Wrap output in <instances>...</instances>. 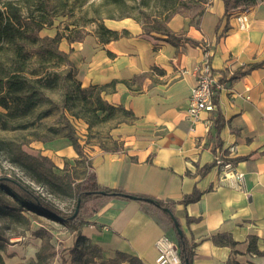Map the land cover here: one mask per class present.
<instances>
[{"label":"crops","instance_id":"0c3cea01","mask_svg":"<svg viewBox=\"0 0 264 264\" xmlns=\"http://www.w3.org/2000/svg\"><path fill=\"white\" fill-rule=\"evenodd\" d=\"M204 8L195 22L180 15L171 19L175 38L145 34L138 24L122 21L107 26L129 32L117 41L104 44L95 34L93 42L70 43L82 85L116 80L105 101L134 114L111 132L120 149L96 153L85 177L94 173L102 188L171 204L194 245L192 264H264V255L249 251L252 237L264 249V0L245 12L247 28L237 21L242 11L225 15L222 0H206ZM204 46L211 49L222 87L216 111L203 112L192 129L187 108ZM218 117L224 123L220 131ZM231 146L246 177L244 191L221 185L214 167L202 173L220 149ZM195 189L199 200L184 203ZM81 233L109 258L123 252L144 264H156L160 237L177 244L155 205L131 199L107 202L86 219Z\"/></svg>","mask_w":264,"mask_h":264},{"label":"trees","instance_id":"16d2710c","mask_svg":"<svg viewBox=\"0 0 264 264\" xmlns=\"http://www.w3.org/2000/svg\"><path fill=\"white\" fill-rule=\"evenodd\" d=\"M51 0H18L4 3L0 8V130L1 131H32L55 109L63 108L71 116L82 119L89 128L94 127L108 119L119 120V123L134 117L132 111L123 106H113L107 103L104 95L115 90L118 83L113 80L109 84L89 85L84 87L77 76L75 65L69 60L68 54L60 48L63 36L57 31L54 36H42L41 33L54 25V18L46 14L47 5ZM120 1V0H117ZM155 2L158 9L152 16V21L142 24L145 34H159L168 39L175 38L168 22L171 16L178 13L185 0H142L141 5L150 7ZM225 6V15L236 11L245 12L255 7L263 0H222ZM33 3H35L33 5ZM32 6H34L32 8ZM109 19H114L112 16ZM128 35V31L119 33L104 24L99 26L97 36L101 43L107 44L117 41ZM70 41V40H69ZM81 40L73 39L71 42ZM196 43V42H194ZM65 66V68H62ZM62 90V102H56L51 93ZM218 92L214 101L218 100ZM64 122L69 128L67 137L76 151H81L70 120L64 116ZM222 117L215 122L217 131L223 127ZM71 129V130H70ZM60 128L50 127L49 131L57 133ZM36 139V130L32 132ZM26 142H17L15 138L1 139L0 152L6 154V161L19 168L29 178L39 185L65 186L74 199L75 208L81 200L77 216L72 218L75 208L66 214L54 203L33 190L22 180L11 178L0 181V220L6 221L15 228L30 229L31 220L26 212H34L50 219H54L83 239L88 245L100 251V248L84 237L81 229L86 225V219L92 217L107 202L112 199H128L123 189L102 188L96 180L94 173H88L80 182L72 185L63 182L53 173L52 162L48 158L38 159L26 151L23 146ZM80 153V152H79ZM213 167V162L206 166L202 173ZM3 171V169H1ZM4 177V176H0ZM201 193L195 189L193 193L185 196L183 202L191 203L199 200ZM10 197L12 200H10ZM157 209L167 218L173 231L176 233L178 253L181 264L186 260L192 264L194 245L184 234L179 235L174 220L166 213L164 208H172L171 204L159 202ZM34 235H42L33 232ZM6 240L0 235V264H6L3 257ZM249 251L257 255H264V249L257 246V238H250ZM54 252L44 241L36 253L35 264H45L51 261ZM111 263L144 264L141 259L117 252L116 257L110 259ZM61 264H67L65 260Z\"/></svg>","mask_w":264,"mask_h":264},{"label":"rangeland","instance_id":"374dc122","mask_svg":"<svg viewBox=\"0 0 264 264\" xmlns=\"http://www.w3.org/2000/svg\"><path fill=\"white\" fill-rule=\"evenodd\" d=\"M9 1L18 0H0V8ZM185 1L186 4L180 6L178 13L171 16L169 22L177 15L195 22L202 15L206 0ZM141 3L142 0H51L47 5L46 14L49 21L54 18V25L41 35L54 36L58 31L63 36L60 48L64 49L70 60L73 52L70 48V43H73L71 40L79 38L81 40L79 42L84 40L93 42L102 24L113 26L122 21H130L142 27L143 23L152 21V16L158 10L155 9L157 4L151 1L150 7H144ZM111 16L114 19H109ZM79 42H75L74 45ZM50 96L56 102H62V90H57ZM64 116L70 120L71 129L81 151L77 152L71 141L65 137L69 128L63 120ZM118 124L119 120L108 119L89 128L84 120L75 118L68 111L59 108L44 118L36 129L16 132L0 130V138H15L17 142H26L23 146L24 151L38 159L48 158L52 162L53 173L63 182L74 185L85 177L84 169L96 153L120 149L119 139L111 135ZM50 127L60 130L54 133L49 131ZM34 130L41 140L32 135ZM5 175L22 180L66 214H70L75 208L73 196L65 186L37 184L19 168L9 164L6 161V154L0 152V176ZM7 198L12 200L10 197ZM26 215L31 220L29 230L24 227L15 228L13 224L9 225L6 221L0 220V235L6 240L2 253L6 264H35L36 253L44 241L54 252L51 261L48 260L45 264H61L63 260L67 264H126L111 263L112 258L103 254L101 249L96 252L77 233L54 219L34 212H26ZM33 232H40L42 235L36 236Z\"/></svg>","mask_w":264,"mask_h":264},{"label":"built area","instance_id":"2783aa9c","mask_svg":"<svg viewBox=\"0 0 264 264\" xmlns=\"http://www.w3.org/2000/svg\"><path fill=\"white\" fill-rule=\"evenodd\" d=\"M241 28H247L249 21L245 12L237 17ZM194 76L196 78L195 86L192 89L187 116L194 124L200 121L203 112L213 113L216 111L214 97L216 92L222 87V82L217 76L211 63V49L205 46L203 50V59L195 67ZM236 147L231 146L228 149H220L214 156L213 167L219 171V183L228 186L233 190L244 191L246 189L245 174L238 170L236 159L233 157ZM158 256L156 264H179L181 263L178 246L167 236L160 237L155 243Z\"/></svg>","mask_w":264,"mask_h":264},{"label":"water","instance_id":"95a60500","mask_svg":"<svg viewBox=\"0 0 264 264\" xmlns=\"http://www.w3.org/2000/svg\"><path fill=\"white\" fill-rule=\"evenodd\" d=\"M10 179L11 178L6 177V176L0 177V181H2V180H10ZM125 197L128 198V199H131V200H137V201L139 200V201L147 202V203L152 204V205H155L157 207L160 206L159 202H157L156 200L151 199V198H142V197L134 196V195H131V194H126ZM80 203H81V200L79 199L78 200V203H77V206L75 208V212H74L72 218H74L75 216H77V214L79 212ZM163 210L166 213H168L170 215V217L174 220V225H175V228L177 230V233L179 235H182L183 232H182V230H181V228L179 226V223H178L177 219L174 217L172 211L169 208H164ZM185 264H190V263H189L188 260H186Z\"/></svg>","mask_w":264,"mask_h":264}]
</instances>
